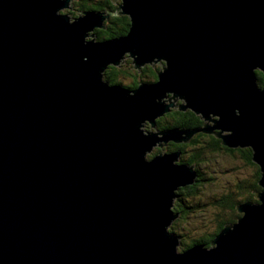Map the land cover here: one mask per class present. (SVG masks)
<instances>
[{
    "label": "water",
    "instance_id": "95a60500",
    "mask_svg": "<svg viewBox=\"0 0 264 264\" xmlns=\"http://www.w3.org/2000/svg\"><path fill=\"white\" fill-rule=\"evenodd\" d=\"M65 5L0 0V264H264V207L248 201L236 204L246 215L234 233L219 232L217 249L175 255L164 233L169 196L193 173L172 166L179 152L145 164L155 137L130 127L167 110L154 102L166 90L186 95L233 135L223 144L212 128H178L165 141L202 133L229 149L251 144L264 185V94L251 75L264 68V0H126L131 34L87 46L102 12L69 26L55 15ZM133 47L137 66L158 52L170 69L125 99L99 83L97 69Z\"/></svg>",
    "mask_w": 264,
    "mask_h": 264
},
{
    "label": "clouds",
    "instance_id": "9594fccd",
    "mask_svg": "<svg viewBox=\"0 0 264 264\" xmlns=\"http://www.w3.org/2000/svg\"><path fill=\"white\" fill-rule=\"evenodd\" d=\"M60 2H66V7H69V0H60ZM95 2L103 4L101 14L103 19L99 25L86 31L83 36V45L87 46L90 42L99 45L127 38L131 34L134 21L131 13L124 11L126 0H95ZM66 7L57 8L55 15L66 17L69 26L76 24L88 13L76 8L73 4L72 7L76 11V16L72 17L62 14V10ZM103 55H107V53H103ZM140 55L141 53L135 47L124 50L115 62L109 61L103 67L97 69L99 83L109 89L119 87L126 92L125 99L135 97L142 85L155 86L159 84L161 77L167 74L170 69L171 58L161 56L157 52L152 55L150 60L137 66ZM87 61V56L82 57V62L86 63ZM111 65H115V67H110ZM251 75L256 90L264 94V68L260 66L253 67ZM154 102L164 106L167 110L151 119L136 120L130 125L148 141H153L155 137V142L143 151L142 160L145 164H152L158 158L164 159L171 156L169 155V141L173 139L165 141L164 135L172 129H178L179 125L175 113L171 116H162V114L170 113L173 109L176 113L188 109L193 110V112L187 114L188 120L194 122L193 126L202 132H206L204 131L206 127L213 129V131L206 133L221 132L223 144H227L224 142L225 137L233 135L231 130H222L216 127L221 120L220 115L209 111L205 116L204 112L194 110L193 107L189 106L186 95L166 90L162 96L155 97ZM125 111H128V109H125ZM233 114L239 118L241 116L240 108H234ZM183 135H186V133L181 132V136ZM236 146H240L249 152L252 150L255 152L251 144L245 146L237 144ZM171 164L173 167H184L193 173L191 182L177 184L171 189L169 196L168 212L174 218L165 224L164 233L167 239L175 242L174 253L177 256L184 255L196 246H200L206 252L217 249L219 245L214 241L225 229L234 233L236 226L240 224L246 215L244 211H240L242 212L241 216L233 219L232 213L226 207L223 214L214 222H209L207 217L199 214L194 216L189 214L188 223H184L182 218H178L181 215L180 211L183 206H192L191 210L183 211L191 213L197 207V203H207L210 198L214 197L217 200L225 199L234 203V210L237 212L236 204L240 202L242 193H248L250 198L248 202L245 201L246 204L264 207V199L261 198L264 197V185L257 179L256 173L258 170L249 167L244 159L239 156V153H237V158L233 160L223 145L215 141L214 136L196 137L195 143L186 148L179 157L172 159ZM225 169L231 171L225 173ZM233 176L236 180L232 184H226V178ZM174 214H177L178 217ZM218 224H224L225 227L219 235H215Z\"/></svg>",
    "mask_w": 264,
    "mask_h": 264
},
{
    "label": "trees",
    "instance_id": "16d2710c",
    "mask_svg": "<svg viewBox=\"0 0 264 264\" xmlns=\"http://www.w3.org/2000/svg\"><path fill=\"white\" fill-rule=\"evenodd\" d=\"M76 2L74 4H76L78 7V9L80 10H90V11H103V4L101 3H97L95 2V0H75ZM73 17L76 16V14L74 13L72 15ZM102 31V30H101ZM110 67H113L114 66H110ZM146 67V66H145ZM189 112H192V111H185V112H179V113H176V111L172 110V112L168 113V114H165V116H171L173 113H175V116H176V119H177V122H178V125H179V128H186V129H194L196 128L195 126H193V123L194 122H190L187 118V114ZM195 115V114H193ZM201 136H214V135H211V134H202V133H198L196 135H194V137L190 140L189 143L187 144H174L173 148L176 150V151H179V152H184V150L186 148H189L192 144L195 143V138L196 137H201ZM215 138V141L218 142L219 144H221V140ZM224 147V146H223ZM224 149H226L227 153L229 156L232 157V159H235L237 157V153L241 154L242 153V159H244V161L247 163V165L249 167H252V168H255L257 169V179L260 180V177H261V172H260V169L257 165H255L254 163H252L251 161V158H252V151L249 152L248 150L246 149H242V152L239 150V149H229V148H226L224 147ZM244 152V153H243ZM233 180L231 179V184L233 183L232 182ZM246 194V193H245ZM249 195H245L244 196V200H249ZM234 204V203H233ZM233 204L231 205H224L222 203H220L216 198L214 199H209V201L207 203H203V205H206V206H214V205H222L223 207L221 208H226L227 207V210L232 213V216H233V219H235L237 216H240V215H237V212L234 210V207H233ZM193 207H188V206H183L182 207V210L183 211H186V210H191ZM225 225L224 224H218V227H217V230H216V233L215 235L219 234V232L224 229Z\"/></svg>",
    "mask_w": 264,
    "mask_h": 264
},
{
    "label": "rangeland",
    "instance_id": "374dc122",
    "mask_svg": "<svg viewBox=\"0 0 264 264\" xmlns=\"http://www.w3.org/2000/svg\"><path fill=\"white\" fill-rule=\"evenodd\" d=\"M75 2H76L75 0H69V7H66V5H65L64 7H66V8L64 10H62V14L69 15V16H72L74 13L76 14V11L72 7V5ZM74 5L77 6L76 4H74ZM76 8H78V7H76ZM85 11L88 12L90 10H85ZM96 12H102V11H96ZM217 133H220V132L217 131ZM173 153H177V152H173ZM169 154H171V153H169ZM235 159H233V160H235ZM229 171H231V170L230 169H225V173H227ZM230 178L231 177L226 178V180H225V183L226 184H231V179ZM232 178L234 179V181L236 180V178L234 176ZM243 197L241 195V199H243ZM210 199H214V197L213 198H210ZM196 205H197V207H195V210L194 211L192 210L191 213H185V212H183V210H181L180 211L181 215H179L178 218H182L184 223H188V221H189V214H192L193 216L196 215V214H199V215H202V216L207 217L209 219V222H214V221L218 220L219 217L225 211V208H221L222 206H218V205L208 206V207L205 206V205H203V203H197ZM237 215H240V213H237ZM217 227H218V225H217Z\"/></svg>",
    "mask_w": 264,
    "mask_h": 264
},
{
    "label": "flooded vegetation",
    "instance_id": "af4514ba",
    "mask_svg": "<svg viewBox=\"0 0 264 264\" xmlns=\"http://www.w3.org/2000/svg\"><path fill=\"white\" fill-rule=\"evenodd\" d=\"M173 146H174V144L173 143H169V147H170V151H169V153H173V152H179V151H176L174 148H173ZM241 152H242V149H239ZM180 154H181V152H179ZM244 153V152H243ZM239 156L240 157H242V153L241 154H239ZM230 179H232L233 181H234V179L231 177ZM232 181V182H233ZM245 195V193H242V197ZM246 195H249L248 193H246ZM220 203H222V204H224V205H231V204H233V203H231V202H229V201H227V200H225V199H221V200H218ZM246 200H244V197H243V199H240V202L239 203H243V202H245ZM248 201V200H247ZM238 203V204H239ZM220 206H222V205H220ZM223 207V206H222ZM233 207H234V204H233ZM241 216V215H240Z\"/></svg>",
    "mask_w": 264,
    "mask_h": 264
},
{
    "label": "bare ground",
    "instance_id": "6f19581e",
    "mask_svg": "<svg viewBox=\"0 0 264 264\" xmlns=\"http://www.w3.org/2000/svg\"><path fill=\"white\" fill-rule=\"evenodd\" d=\"M174 110V109H173ZM194 114V113H193ZM239 149H244V148H239ZM240 213V212H239ZM241 214V213H240Z\"/></svg>",
    "mask_w": 264,
    "mask_h": 264
}]
</instances>
